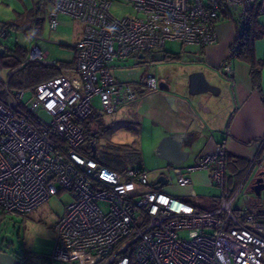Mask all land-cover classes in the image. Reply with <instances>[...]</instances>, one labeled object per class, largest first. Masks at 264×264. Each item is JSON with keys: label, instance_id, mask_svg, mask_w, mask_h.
<instances>
[{"label": "built area", "instance_id": "built-area-1", "mask_svg": "<svg viewBox=\"0 0 264 264\" xmlns=\"http://www.w3.org/2000/svg\"><path fill=\"white\" fill-rule=\"evenodd\" d=\"M44 1L50 29H56L59 14L82 22L84 28L74 45L71 71L39 83L27 99L25 91H10L4 85L2 214L25 216L53 195L68 193L71 201L52 225L48 264H264V212L253 207L248 196L234 208L245 182L238 183L230 195L226 192L223 147L200 154L189 168L211 167L210 182L221 191L214 208L199 210L157 189L144 167L119 171L84 154L85 133L80 125L97 110L95 99L105 113L136 101L130 82L114 78L115 60L161 48L167 40L212 45L221 13L238 8L241 37L231 44L221 64V70L230 74L249 18L253 12L264 14V0H124L137 14L121 18L112 15L111 0ZM42 44L35 43L19 67L26 61L55 64L46 60ZM142 82L149 90L158 89L152 73L146 72ZM255 164L256 157L248 170ZM173 168L178 185L188 186L189 176ZM179 230H186L187 236L179 237Z\"/></svg>", "mask_w": 264, "mask_h": 264}, {"label": "crops", "instance_id": "crops-1", "mask_svg": "<svg viewBox=\"0 0 264 264\" xmlns=\"http://www.w3.org/2000/svg\"><path fill=\"white\" fill-rule=\"evenodd\" d=\"M0 4L3 6L0 8L3 9L2 12L12 11L20 20H28L27 24L15 27L18 29L25 27L27 30L25 34L31 37L33 43L42 41L46 60H49L44 44L46 40L42 38L48 12L45 1L0 0ZM58 17L61 21H66L68 16L59 14ZM4 20L0 19V23L7 22ZM75 21L73 43L69 45L72 56L61 60L72 62L73 67L74 45L80 39L84 28L82 22ZM255 21L257 26L264 28V14L257 15ZM241 26L242 19L238 8L229 11L225 9L216 24L217 41L214 44L199 47L167 40L176 41L179 46L175 50H169L166 48V41L161 48L138 53L137 62L144 64L145 69L140 73L141 85L136 91L137 99L134 104L119 108L115 121H110L117 123L118 118L119 124L130 126L129 129L132 126L137 127L133 132L137 139L133 143L140 148L141 162L138 166L149 171L160 172L159 168L166 165V162L157 155L160 140L168 135L182 134L183 146L189 151V156L183 164L174 167H179L189 176L190 184L178 185L174 168L167 171L169 181L166 185L155 186L154 182L151 184L172 197L189 201L199 210L214 208L221 191L210 182L211 167L207 170H189L197 156L212 152L216 147H223L226 150V170L229 168L230 171L225 177V190L230 195L233 186L239 181L230 172H244L242 162L250 160L258 149L259 140L264 138V35L253 40L249 56L259 69L258 83L253 81L246 51L232 58L230 74L221 70V64L227 60L229 48L241 32ZM73 67L63 72L71 71ZM146 72L155 74L159 78L158 82L167 86L169 91L159 87L157 90L147 89L142 82ZM112 74L116 80H120L119 59L113 62ZM200 74L215 86V93L204 89V80ZM169 96H173V101ZM96 111L101 113L99 109ZM188 142L191 143V147L187 146ZM196 184L211 185L212 188L206 194L196 195ZM49 254L45 263H35L27 255L10 250L4 241H0V264H48Z\"/></svg>", "mask_w": 264, "mask_h": 264}, {"label": "rangeland", "instance_id": "rangeland-1", "mask_svg": "<svg viewBox=\"0 0 264 264\" xmlns=\"http://www.w3.org/2000/svg\"><path fill=\"white\" fill-rule=\"evenodd\" d=\"M111 1L112 4L110 11L115 17L121 18L125 15L137 14L130 3L125 2L124 0ZM2 7L3 6H0V8ZM2 11L3 9H0V19H5L4 21H7V23H13V25L8 26V34L1 38L3 43L7 44L9 48H15L18 44L20 47L27 50V54L28 52L30 53V49L34 45L33 40H31L30 36L25 34L27 32L25 27L22 29L15 27L18 25L21 26L23 24H27L28 20H20L18 15L12 11ZM21 15L24 17L26 16L25 14ZM74 23H76L75 19L69 16L66 17V21H61L58 17V25L56 29L52 30L49 28V22L46 19L42 38L46 40L44 44L46 51H48L47 58L49 60L61 61L69 59L72 56V49L69 45L73 43L72 39L74 35ZM165 44L166 48L169 50H175L179 46V43L176 41H167ZM137 54L138 53H134L124 59H119V79L121 81L126 80L130 82L135 91H138V86L141 85L140 73L145 69L144 64L142 65L137 62L139 61ZM8 72L9 71L7 69H3L0 72V75L4 78H7ZM156 78L159 81L157 76ZM29 96L30 93L26 92L25 98L27 99ZM95 100L96 108L100 110V104L97 99ZM115 112L105 113L101 111L102 116L100 124L98 127L95 125L92 128L93 130H97V133H95V137L93 138L96 141L95 158L103 165L111 168H121L132 165L138 166L141 162L140 148L133 143L134 140L137 139L136 134L133 133L137 127L132 126L131 129L134 130H131L129 129L130 126L125 127L124 125L119 124L118 118L116 120L117 123H110L111 120L114 122L115 117H117L118 112ZM84 143L85 144H83V146H85L86 143L88 145L89 141H85ZM145 143L147 146V142ZM145 152H147V150ZM146 157H148V155ZM247 170L248 168H246L242 173H234V171L230 172L233 174V177L239 179L237 184L243 179L245 182L241 193L234 203V208L241 207L243 205V200H245L247 196L251 200L253 198L252 193L248 190V183L249 178L256 171V166L252 169L249 177L245 180L244 177ZM229 171V168H227V170H225L226 174H228ZM158 173L159 171H149V181L154 182L158 176ZM235 185L233 186V189ZM210 188H212L211 185L207 186L205 184H196L195 194H206ZM70 201L71 198L65 191L60 192L57 195H53L47 201L25 216L1 214L0 241H4L5 246H8L10 250L27 255V257L32 259V261L35 263H45L47 255L50 253L52 248V225L57 220V218L62 215L65 204L69 203ZM178 236L185 238L187 236V231L179 230Z\"/></svg>", "mask_w": 264, "mask_h": 264}, {"label": "trees", "instance_id": "trees-1", "mask_svg": "<svg viewBox=\"0 0 264 264\" xmlns=\"http://www.w3.org/2000/svg\"><path fill=\"white\" fill-rule=\"evenodd\" d=\"M257 15L258 14L256 12H253L249 18V27L247 28L246 34L244 36V41H241V50L239 53L240 55L246 51L248 57L247 59L251 64V75L255 83H258L259 69L255 66L253 58L249 57L252 51L251 45L254 39L260 37L261 35H264V28H261L256 24L255 19ZM1 24L2 27L0 28V33L6 31V36L8 34V26L13 25V23L3 22ZM239 36L241 37V35ZM0 47L5 49V52L3 54H0V72L3 69L11 71V74L7 76V78H4L0 75V100H4L3 88L6 84L10 91L22 90L25 92H34L39 83L51 79L53 77L59 76L63 73V70L71 69L73 67L72 62L67 61H55V64L53 65L43 64L39 61H26L22 64L21 67H19V65L26 59L27 50L20 47L18 44L15 48H9L8 45L4 44L1 39ZM25 114L28 120L31 122V115L26 112ZM100 116L101 113L94 111L84 121L80 122V125L85 133V141H89L88 145L86 143V145L81 148V151L89 156L91 155L92 144H96V141L93 138L95 137V133H97V130H93L92 128L95 125L98 127L101 122ZM248 162H242V170L245 171ZM129 167L142 166L132 165L124 166L121 168L112 167V169L122 171ZM1 214L2 212L0 211V215Z\"/></svg>", "mask_w": 264, "mask_h": 264}, {"label": "water", "instance_id": "water-1", "mask_svg": "<svg viewBox=\"0 0 264 264\" xmlns=\"http://www.w3.org/2000/svg\"><path fill=\"white\" fill-rule=\"evenodd\" d=\"M1 27L2 24L0 23V28ZM4 52L5 49L0 47V54H3ZM202 78L204 80L203 81L204 89L215 93V86L210 84L208 81H206L203 75ZM158 87L164 91L167 92L169 91V88L165 85L163 86L161 82L158 83ZM169 97L173 101V96H169ZM183 140H184V136L182 134L168 135L160 140L158 144L157 155L166 162V165L159 168L160 172L158 177L154 181V185L157 186L166 185L169 181V178L167 176V171L170 168H173L174 166H179L183 164L187 160L189 156V151L184 149L182 142ZM187 146L191 147V143L188 142ZM95 155H96V146L95 144H92L91 156L95 157ZM262 175H264V170L258 171L257 173H255V176L251 179L250 183L248 184L249 185L248 190L253 195L252 198L253 206L258 211L261 210L264 211V207H262L260 204H257V201H259L258 199H260V201H262V205H264V177H262ZM253 199H255L256 202Z\"/></svg>", "mask_w": 264, "mask_h": 264}, {"label": "flooded vegetation", "instance_id": "flooded-vegetation-1", "mask_svg": "<svg viewBox=\"0 0 264 264\" xmlns=\"http://www.w3.org/2000/svg\"><path fill=\"white\" fill-rule=\"evenodd\" d=\"M35 44V43H34ZM227 153V152H226ZM256 157V164L252 167V169L256 166V171L253 173V175L249 178V183L251 181V179L255 176V173H257L258 171L264 170V138H261L259 140L258 143V149L255 152V154L250 158L248 165L246 166V168H248V166L250 165V162L252 161V159ZM227 165V163H226ZM252 169L250 168V170H247L245 177L246 179L249 177L250 172H252ZM226 170V169H225ZM262 177H264V175H262ZM248 183V184H249ZM249 186V185H248ZM255 201V199H253ZM259 201H257V204H260L262 207H264V205H262V201H260V199H258ZM250 203L253 205V201L251 199H249ZM256 202V201H255ZM254 202V203H255ZM254 207V206H253ZM262 211V210H261ZM264 212V211H262Z\"/></svg>", "mask_w": 264, "mask_h": 264}]
</instances>
